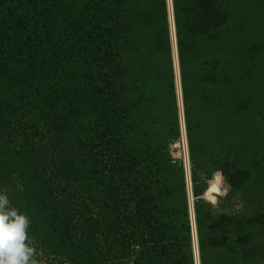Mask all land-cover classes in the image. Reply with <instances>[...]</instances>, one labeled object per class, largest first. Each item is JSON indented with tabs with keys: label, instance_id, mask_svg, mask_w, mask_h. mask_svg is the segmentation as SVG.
<instances>
[{
	"label": "trees",
	"instance_id": "obj_1",
	"mask_svg": "<svg viewBox=\"0 0 264 264\" xmlns=\"http://www.w3.org/2000/svg\"><path fill=\"white\" fill-rule=\"evenodd\" d=\"M223 1L173 0L174 22L191 162L216 165L239 190L250 170L207 157L252 117L238 109L234 72L210 56L228 28ZM166 10V0H0V190L30 218L36 264H192L183 171L168 151L178 118ZM195 210L202 264H264L262 209Z\"/></svg>",
	"mask_w": 264,
	"mask_h": 264
},
{
	"label": "rangeland",
	"instance_id": "obj_2",
	"mask_svg": "<svg viewBox=\"0 0 264 264\" xmlns=\"http://www.w3.org/2000/svg\"><path fill=\"white\" fill-rule=\"evenodd\" d=\"M222 6L228 14V28L225 26L221 40L208 41L209 46L213 44V47H210V56L212 59L219 58L222 67H229L234 72L233 78L239 89L237 97L241 101L238 109L242 114H252V117L250 124L241 117L237 122L236 132L230 139L219 135L216 141L219 148L216 147L217 151H214L217 154L212 153L211 147L208 148L207 157L209 161L215 160L214 157H228L231 162H236L239 169L250 170V181L244 183L239 190L230 188L221 173L216 170V165L202 164L201 167L199 161L194 159V165L191 162L184 118L173 0H166L170 61L178 118V135L168 141V151L171 160L180 165L183 171L185 220L189 228L188 243L192 264H202L204 257L201 244L204 230L200 232L197 224V204L212 214L225 213L240 219L247 213L252 215L260 209L264 211V121L259 120L260 116L264 117V0H224ZM204 61L205 57L198 58L193 64L197 68ZM193 100L192 110L197 115L202 111L200 98ZM205 133L207 134V130ZM227 142L230 145L228 147L224 146ZM206 145L212 146L213 143ZM199 146L195 145V154L199 151ZM220 152H225L228 156L218 155ZM197 157L202 158L204 155L199 153ZM176 194L173 203L179 205L182 196L178 192ZM132 260L133 258L130 261ZM50 264L54 262L51 261Z\"/></svg>",
	"mask_w": 264,
	"mask_h": 264
},
{
	"label": "clouds",
	"instance_id": "obj_3",
	"mask_svg": "<svg viewBox=\"0 0 264 264\" xmlns=\"http://www.w3.org/2000/svg\"><path fill=\"white\" fill-rule=\"evenodd\" d=\"M30 218L0 190V264H36L29 236Z\"/></svg>",
	"mask_w": 264,
	"mask_h": 264
}]
</instances>
